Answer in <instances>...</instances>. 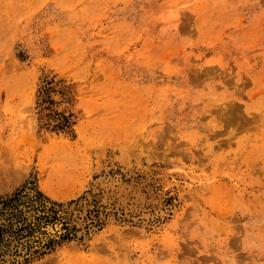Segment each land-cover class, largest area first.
Returning <instances> with one entry per match:
<instances>
[{"label": "rangeland", "instance_id": "obj_1", "mask_svg": "<svg viewBox=\"0 0 264 264\" xmlns=\"http://www.w3.org/2000/svg\"><path fill=\"white\" fill-rule=\"evenodd\" d=\"M0 264H264V0H0Z\"/></svg>", "mask_w": 264, "mask_h": 264}, {"label": "trees", "instance_id": "obj_2", "mask_svg": "<svg viewBox=\"0 0 264 264\" xmlns=\"http://www.w3.org/2000/svg\"><path fill=\"white\" fill-rule=\"evenodd\" d=\"M25 191H26V190H25ZM30 191H32V192H33V190H31V189H30ZM26 192H27V191H26ZM27 195L29 196L28 192H27ZM29 197H30V196H29ZM2 212L4 213L5 211H2Z\"/></svg>", "mask_w": 264, "mask_h": 264}, {"label": "bare ground", "instance_id": "obj_3", "mask_svg": "<svg viewBox=\"0 0 264 264\" xmlns=\"http://www.w3.org/2000/svg\"><path fill=\"white\" fill-rule=\"evenodd\" d=\"M8 254H10V253L8 252Z\"/></svg>", "mask_w": 264, "mask_h": 264}]
</instances>
